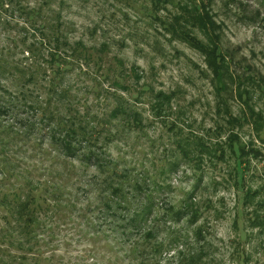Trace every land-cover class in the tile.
<instances>
[{"label": "rangeland", "instance_id": "1", "mask_svg": "<svg viewBox=\"0 0 264 264\" xmlns=\"http://www.w3.org/2000/svg\"><path fill=\"white\" fill-rule=\"evenodd\" d=\"M16 2V5L4 4L0 11V53L4 52L5 60L11 64H32L25 52L27 46L22 42L28 38L27 45L31 44L33 33L20 30L24 26L25 14L19 17V11H12L25 8V12H29L27 10L42 8L38 24L45 20L47 24L54 25V20L60 18L62 33L69 44H82L90 55L88 59L73 60L72 64L80 65L66 75L62 83L72 96L77 97L80 110L89 107L91 112H100L98 115L101 116L105 109L110 108L112 102L106 99L105 94L113 76L128 87L127 91L119 92L132 102L141 92L150 89L172 96L170 110L155 119L151 118L148 107L150 100L147 95L142 96L143 103L138 108L146 118L145 135L134 137L135 134H130L126 141L111 145L113 157H121L128 163L127 166L151 168L152 163L163 159L164 150L169 152L178 147L175 136L188 135L204 139L212 150L215 149L214 152L217 146L224 152L222 161L204 155L206 160L203 164L182 163V167L168 180L171 189H163L156 198L163 203L158 205L157 214H154L156 220L151 218L148 227L154 226L157 239L163 242L169 238L166 229L173 225L164 224L162 208L165 203L183 200L184 194L197 186L200 206L204 202L210 206L198 224L189 226L183 220L174 227L181 233L182 239L171 245L169 251L163 252L156 262L176 264L183 253L185 257L191 254L200 258L189 264H264V0H174L161 10L152 6V0ZM199 7L205 8L217 26L216 43L226 58L228 73L234 81L227 87V93L219 94L210 83L212 79L205 55L169 35L163 28L164 24L175 25L177 16L182 12L186 16L189 13L192 15L194 8ZM4 22L11 24L7 30H3L1 25ZM181 28L200 45H208L207 34L197 25ZM18 78L17 73L0 74V94L3 96L2 92L6 89L22 91L24 87L16 86ZM43 80L47 82V78ZM239 85H243L242 95L237 89ZM237 93L242 96L241 99ZM18 127L25 128L22 125ZM30 137L36 139L37 136L30 133ZM37 142L47 149V139ZM236 145L244 146V157L240 161L232 154ZM19 146L12 150L16 154L14 159L38 165V159L30 160L31 150L25 148L27 145L24 148ZM175 153L177 155L176 151L168 154L167 160L180 158ZM74 163L77 169L73 172V180L77 184L72 183L70 191L78 200V208L97 206L98 200L91 194L92 188L87 186L95 170H86ZM248 191H255L252 200L246 197L250 201L245 200ZM254 215L261 220L262 227L252 225ZM56 217L63 218V214ZM96 217H99L97 210L91 214V221L98 227L101 220ZM57 218L51 221L55 231L52 243L44 246L47 241L42 239H49L50 232L39 233V246L46 247L43 257L56 256L53 264L59 261L63 264H94L101 258L104 264H120L115 260L114 253L124 248L126 252L129 243L121 244L122 248L107 244V236L109 239L113 237L109 221L101 228L105 231L104 235L96 237L87 234L82 239H76L73 235L80 220L65 222ZM197 228L202 229V234L198 238L192 237ZM92 237L98 239L92 240ZM107 245L109 253L100 250ZM10 251L16 253L17 250ZM105 254L113 256L110 262V256ZM116 257L121 259L123 255L119 253Z\"/></svg>", "mask_w": 264, "mask_h": 264}, {"label": "trees", "instance_id": "2", "mask_svg": "<svg viewBox=\"0 0 264 264\" xmlns=\"http://www.w3.org/2000/svg\"><path fill=\"white\" fill-rule=\"evenodd\" d=\"M172 1L174 0H152V6L161 10ZM4 4L16 5L17 2L1 0L0 11ZM17 11L19 17L25 14L24 26L20 27V30L33 33L31 44L27 45L28 38L21 41L27 46L25 52L30 56L32 64H11L5 60L4 52L0 53V74L17 73L19 78L16 80V86L24 87L22 91L13 92L6 89L2 92L3 96L0 94V264H41L43 261L45 264H53L56 256L43 257V249H46L44 246L48 243H52L55 231L51 221L60 214H63V218H57L58 221L80 220L73 235L76 239H82L87 234L96 237L104 235L105 231L101 228L109 221V231L113 237L109 239L107 236V244L122 248L121 244L129 243L126 252L124 248L114 253L115 260L120 261V264H158L156 260L163 252L169 251L171 245L182 239L181 233L174 227L183 220L189 226L198 224L210 206L205 202L200 206L197 200V186L185 193L183 200L165 203L162 208L164 224L173 225L172 228L166 229L169 238L163 242L164 240L157 239V229L154 226L148 227V221L150 222L151 218L156 220L154 214H157L158 205L163 203L160 198H156L163 189H171L168 180L182 167V163L203 164L206 160L204 155L222 161L224 152L220 151V146H217L214 152L215 149L212 150L204 139L188 135L175 136L178 139V147L168 150L169 152L164 150L163 159L152 163L151 168L144 165L139 168L136 165L127 166V162L121 157H113L110 152L111 145L126 141L130 134H135L134 137L145 135L146 118L138 108V105L143 103L142 96L147 95L150 100L148 107L152 119L159 118L162 112L170 110L172 96L163 92L155 93L150 89L141 92L135 102H132L119 92L127 91L128 87L123 86L122 80L120 82L113 76L105 94L106 99L112 102L110 108L105 109L101 116L98 115L100 112H91L89 107L80 110L77 97L72 96L62 83L64 77L73 73L76 66L80 65L72 64L73 60L88 59L90 55L83 49L82 44H69L62 33L63 24L60 18L54 20V25L47 24L45 20L38 24L37 19L42 17V8L38 11L27 10L29 12L22 8L12 13ZM193 14L186 16L182 12L177 16L175 25L164 24L163 28L169 35L205 55L212 79L210 83L219 94L224 91L227 93V87L234 81L228 73L226 58L216 43L217 26L204 7L194 8ZM1 25L3 30H7L11 24L4 22ZM187 25H197L207 34L208 45H200L192 35L181 28ZM134 77L137 79L136 73ZM46 78L47 82L43 80ZM242 86L237 87L241 95ZM27 87L30 89H25ZM241 95H238L240 99ZM21 125L25 128L18 127ZM25 130L36 135V139L30 137V133L24 132ZM42 138L48 140L47 149L37 142ZM18 145H21L20 148L27 145L25 148L31 150L30 160L38 159L39 166L27 163L26 160L16 161V154L12 150ZM175 151L176 156L184 159L168 161L167 155ZM243 151L244 146L236 145L232 148V154L239 161L244 157ZM74 162L83 169L95 170V175L89 177L87 186L92 188L91 194L96 196L97 206L78 208V200L70 191L71 184L75 182L73 172L77 169ZM239 176L242 177L241 174ZM254 193L255 191L245 193V200L246 197L252 200ZM248 198L246 201H250ZM96 210L99 213L96 219L101 220L98 227L92 225L91 221V214ZM251 222L256 227L263 224L257 215H254ZM45 231L50 232L49 239L43 237L47 243L40 247L39 233ZM201 234L202 229L197 228L191 236L198 238ZM1 244L6 246L2 247ZM108 245L100 250L109 253ZM11 249H16V253H12ZM119 253L123 255L121 259L116 257ZM105 255L110 256V262L113 256ZM180 257L176 264H189L200 260L191 254L185 257L182 253ZM94 262L104 264L102 258L101 261ZM54 264L63 263L59 261Z\"/></svg>", "mask_w": 264, "mask_h": 264}]
</instances>
